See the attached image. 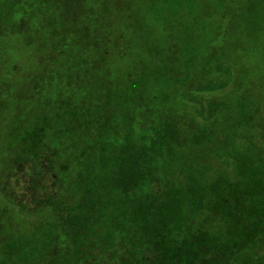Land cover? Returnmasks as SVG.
I'll list each match as a JSON object with an SVG mask.
<instances>
[{
	"label": "trees",
	"instance_id": "trees-1",
	"mask_svg": "<svg viewBox=\"0 0 264 264\" xmlns=\"http://www.w3.org/2000/svg\"><path fill=\"white\" fill-rule=\"evenodd\" d=\"M219 3L143 0L167 33L166 57L150 60L126 53L106 0H92L90 32L76 31L71 59L57 67L63 41L51 3L0 0L3 66L13 68L9 50L27 49L33 69L14 71L32 93L48 91L29 125L17 108L12 128L0 129V224L13 230L0 264H264V68L251 75L229 62L248 55L227 42L231 13L220 15ZM36 8L49 16L48 49L33 34ZM218 48L234 51L221 58ZM106 59L117 69L107 80L97 76ZM135 68L151 72L139 81ZM91 84L92 96L81 94ZM228 86L227 97H208Z\"/></svg>",
	"mask_w": 264,
	"mask_h": 264
},
{
	"label": "rangeland",
	"instance_id": "rangeland-1",
	"mask_svg": "<svg viewBox=\"0 0 264 264\" xmlns=\"http://www.w3.org/2000/svg\"><path fill=\"white\" fill-rule=\"evenodd\" d=\"M44 1V0H43ZM47 3H51L50 6L52 10L49 16L56 22L57 27H55V32L57 34H60L61 38H56L60 42H62V51H58L57 54L59 56V60L66 57L65 61H69L71 59L69 56V52L71 49V46L75 41V33L76 31L85 26L83 32L85 30L90 32L89 29H91L90 25L91 19H92V0H78V3L80 2V6L76 5V1L69 0L66 4V7L63 8L61 5L59 8H55V2L53 0H45ZM143 0H106L108 4V9L106 11V17L107 21L112 27L117 28L118 27L124 32V37L127 43L124 44V46L127 48L125 51L128 55L133 56V58L136 59V56L140 54V56L145 57L146 59H154L152 56H155L154 54H162L166 57V53L168 52L166 48V42L163 41V37H167V33H162V30L158 25H155V23L150 22L149 19L145 16V8L141 4ZM202 2L207 0H201ZM209 1H217L220 2L221 0H209ZM227 2L226 7L224 8L220 3L218 4V12L220 15L224 16V12L231 13L229 15L230 21L224 20L223 22L224 27L228 22V30L226 31L227 36L226 40L230 44H237L239 43L242 45L246 53L245 55H248L246 59H240V55L237 56L233 53V49H227L226 54H224V50L222 51L221 48H218V54L221 58H225L228 56V54H232L229 56L228 60L229 62H232L234 64H243L246 63L249 67V73L253 75L257 72V70L261 67L264 68V0H225ZM82 3L84 4L82 7ZM185 3H187L185 1ZM123 5V7H118V5ZM23 5L25 6L24 9H28L29 5L23 3L20 5L22 8ZM119 9H118V8ZM19 8V7H16ZM200 12H204V7L200 5L199 7ZM227 9V11H225ZM41 12H44L46 10L45 4H41ZM188 7L186 6L185 12L187 13ZM37 11V17L33 19L32 24L34 25V32L33 34L38 38L36 39L38 41L39 48L42 49H48L51 45L49 42L47 43L48 35L51 34L49 29L44 28L46 17L48 18V14H45L44 16ZM132 18L129 20L127 24H122V26L119 25L118 19H122L127 15H131ZM30 24H26L28 26ZM54 28V27H53ZM53 28L50 29L53 31ZM148 29V36L143 35V33H147L144 30ZM28 31V29H26ZM87 35V32H85ZM88 41L87 36L83 39V43L86 44ZM4 46L0 45V52H3ZM23 49V48H22ZM25 51V52H24ZM27 49L22 50H9V52L6 54V56L10 57V59L13 62V68L10 69L9 66L4 67L3 63L5 64L4 59L0 58V87L3 88L6 91V95L4 98L0 101V106H7V111H4L1 114V118L5 119L3 123L0 124V129L2 132L4 130H8L12 128V125L14 124V117L13 112L15 113L16 109L19 108L21 110L25 111L26 120L25 124L29 125L28 121V115L32 112H37L41 110L40 104H38V100L34 101L36 97L39 95H45L47 93L46 86H42V90H37L36 93H32V91H29L23 84H21V78L16 75L15 69L20 71V74H23L26 71H30L33 69L34 64L33 62H30L29 56L26 55ZM28 53V51H27ZM91 52L88 51L87 54L83 57L88 61V59L91 57ZM63 60H60L57 65L59 67V64H63ZM149 60V61H150ZM110 60L106 59L104 61V64L102 66L103 71L100 69L97 76L101 79L107 80V77L105 76L106 71L113 72L117 69L112 66V64L109 62ZM50 62V61H49ZM245 64V65H246ZM84 67H82V71L84 73V76L86 78V81H89V83H92L93 76L88 71V65L83 64ZM135 67L136 64H133ZM6 68V69H5ZM136 70H139V72L134 76V78H138L139 81L142 79H145L147 77V74H149L151 71L150 69L144 71H140V69L135 68ZM264 75V72L263 74ZM23 79V78H22ZM254 80H249V84H252ZM237 83V82H236ZM46 85V83H44ZM127 82L123 84V86H126ZM233 86V84L231 85ZM231 86H228L226 89L210 94L209 96H214L216 98L220 97H227L229 94V91L231 89ZM129 87V86H128ZM94 87L89 85L86 90L82 91L81 94L85 96H92V94L95 92ZM129 90L126 88H122L117 91H113L115 96L120 97L123 94H127ZM256 91V90H255ZM109 93V92H108ZM79 95V93H78ZM42 99V97H41ZM6 114V115H5ZM4 140V138H3ZM6 141H2V143H5ZM17 229L21 232L28 229L27 220H21L16 223ZM1 228L3 227L0 224ZM6 227V226H5ZM9 228H6V232L4 229H0V256L4 255L2 252V249H7V244L11 242V237L13 234V230L10 226ZM12 232V234H11ZM12 243V242H11ZM8 248H11V244Z\"/></svg>",
	"mask_w": 264,
	"mask_h": 264
}]
</instances>
